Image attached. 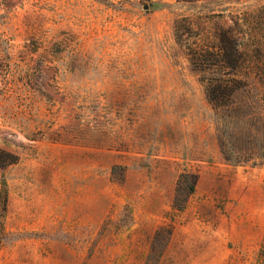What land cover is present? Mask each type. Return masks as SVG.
<instances>
[{"label":"rangeland","instance_id":"rangeland-1","mask_svg":"<svg viewBox=\"0 0 264 264\" xmlns=\"http://www.w3.org/2000/svg\"><path fill=\"white\" fill-rule=\"evenodd\" d=\"M0 264H264V0H0Z\"/></svg>","mask_w":264,"mask_h":264},{"label":"trees","instance_id":"trees-1","mask_svg":"<svg viewBox=\"0 0 264 264\" xmlns=\"http://www.w3.org/2000/svg\"><path fill=\"white\" fill-rule=\"evenodd\" d=\"M232 34L229 30H221L220 34V40H227L228 37H230ZM232 39V38H231ZM200 48H193L191 52L189 53V58L191 61H198L200 62L202 59H206L204 57H200ZM219 51L218 53H220ZM221 58V57H220ZM219 57L217 60L222 61ZM236 61V59L227 58L226 63L231 65ZM225 62V61H224ZM231 73L226 72L224 76H220L216 78L215 82L206 84V90H207V96L211 99L212 94H216V97L226 95V97H230L233 93V91L237 88L236 85L233 84V82H236V78L230 75ZM4 202H5V195L2 198V209H4Z\"/></svg>","mask_w":264,"mask_h":264},{"label":"water","instance_id":"water-1","mask_svg":"<svg viewBox=\"0 0 264 264\" xmlns=\"http://www.w3.org/2000/svg\"><path fill=\"white\" fill-rule=\"evenodd\" d=\"M144 7H146V6H144Z\"/></svg>","mask_w":264,"mask_h":264}]
</instances>
